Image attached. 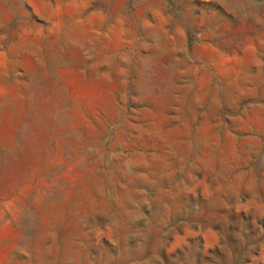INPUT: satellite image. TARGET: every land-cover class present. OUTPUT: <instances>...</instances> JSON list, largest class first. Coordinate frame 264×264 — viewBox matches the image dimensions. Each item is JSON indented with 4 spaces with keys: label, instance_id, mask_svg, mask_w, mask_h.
Wrapping results in <instances>:
<instances>
[{
    "label": "rangeland",
    "instance_id": "rangeland-1",
    "mask_svg": "<svg viewBox=\"0 0 264 264\" xmlns=\"http://www.w3.org/2000/svg\"><path fill=\"white\" fill-rule=\"evenodd\" d=\"M0 264H264V0H0Z\"/></svg>",
    "mask_w": 264,
    "mask_h": 264
}]
</instances>
